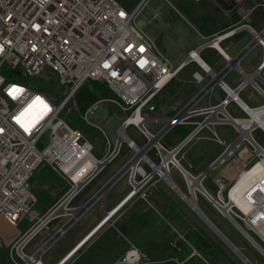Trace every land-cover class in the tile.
Listing matches in <instances>:
<instances>
[{
  "label": "built area",
  "instance_id": "1",
  "mask_svg": "<svg viewBox=\"0 0 264 264\" xmlns=\"http://www.w3.org/2000/svg\"><path fill=\"white\" fill-rule=\"evenodd\" d=\"M227 1L232 3L238 21L211 36H202L204 41L192 50L194 52L188 53L187 61L195 62L201 69V72L193 73V79L200 88L173 117L162 119L148 117L155 110L153 100L186 63L173 67L137 24V18L149 0H140L132 8H126L118 0H0V216L11 225L24 219L30 222L27 230L8 246L7 257L11 264H43V253L65 232L60 229L66 221L44 236L47 224L53 219L71 215L76 216L74 223L82 214H73L74 210H88L92 203L73 206L72 201L117 156L121 142L133 151L122 174L128 173L130 189L121 202L136 194L146 200L143 187L151 182L163 180L169 186V181L163 177L166 169L169 179H172L170 168H177L182 176L181 169L190 175L176 155L188 143L199 139V133L205 128L210 132L208 138L221 147L208 165L210 171H221L232 160L240 163L242 170L264 160V148L253 137L256 128L264 132V24L257 29L249 23L257 10H264V0ZM240 32H247L249 41L230 56L220 43ZM254 47L258 48L261 58L243 70L240 61ZM205 49L215 50L220 57L223 66L219 71L200 62L198 54ZM46 69L49 70L48 75L41 82L49 87L39 89L40 80L34 78L45 73ZM232 70L240 74L235 88L223 80V76ZM87 81L103 82L113 97L97 99L81 114L74 96ZM214 86L225 95L224 99L212 93ZM13 87L22 89L15 97L9 95V89ZM247 88L250 89V105L238 96L240 90ZM206 97L208 102L204 104ZM36 98L47 105V110L42 104L34 103ZM230 100L244 113L243 117L229 113ZM101 102L128 112L116 129L115 142H111L101 126L88 119ZM31 110L34 116L23 120L25 115H31ZM21 113L25 115L18 123L16 118ZM161 121L164 124L158 132L148 129L147 123ZM175 123L193 127L185 138L168 148L160 139ZM81 126L88 131L87 134L82 132ZM128 126L139 132L145 145L138 146L126 134ZM216 126H230L237 135L227 142L216 132ZM47 131V145L39 151L36 144ZM91 132L101 141L99 155L93 152L95 147L89 139ZM151 148L158 157L157 162L147 154ZM243 150L247 152L245 158L240 156ZM168 154H172L173 162L167 163L168 168L164 169L163 161ZM134 156L138 158L134 160ZM141 161L147 163L151 170L142 167ZM133 163L136 165L134 170ZM41 165L48 166L67 185L60 200L43 214L34 209L36 198L30 183ZM153 166L159 169L158 172ZM127 169L128 172L125 171ZM205 178L206 175L201 176V181ZM214 182L217 190L212 199L223 206L226 201L222 192L226 183L221 177H215ZM247 197L252 206L246 212L233 206L230 213L256 236L260 242L259 252L264 256V198L258 200L251 194ZM57 232L59 236L55 240L53 235ZM37 235H41V239L25 251ZM70 252L57 264L64 262ZM146 261L147 256L129 243L123 255L112 264H142Z\"/></svg>",
  "mask_w": 264,
  "mask_h": 264
},
{
  "label": "rangeland",
  "instance_id": "2",
  "mask_svg": "<svg viewBox=\"0 0 264 264\" xmlns=\"http://www.w3.org/2000/svg\"><path fill=\"white\" fill-rule=\"evenodd\" d=\"M121 2L126 8H132L136 4L139 3L140 0H118ZM217 0H200V1H193V0H149L148 4L143 8L141 15L137 18V24L140 28L145 31L151 39L154 41L156 47L161 51L170 61L171 65L174 67L180 61L186 60L188 50L190 48L195 49L197 45L202 43L204 39L196 32L203 35L211 36L215 30L223 29L229 23L231 19L224 17L222 14H217L213 8V3ZM223 2H228L227 0H218ZM231 14H234L233 18H238L237 13L234 12L233 6L231 3L227 4ZM256 19V20H255ZM250 25L254 28H259L261 25L264 24V10L259 9L257 10L249 21ZM249 34L247 32H240L236 35L232 36L231 38L225 40L224 42L220 43V47L225 50L230 56L235 55L242 47H244L247 42L249 41ZM230 44L231 46H227ZM258 54V48L254 47L250 50L245 56L241 59L240 65L243 70H246L250 63H256ZM199 57L206 62L211 68L215 71H219L221 66H223V62L221 61L220 57L216 54L215 50L213 49H205L200 52ZM48 69L45 70V73L42 75L35 77L34 79L40 80L39 84L41 88L47 89L44 83L41 81H45L46 75H48ZM193 72H201L200 69L191 61L185 66L184 70H182L177 77L172 79L166 87L154 98L153 103L156 106V110L150 112L148 117H158V118H167L173 117L177 111L181 108L182 98H184L188 93L195 94L198 92L200 86H198L195 81L192 79ZM7 76V75H6ZM240 74L236 71L232 70L226 73L223 76V80L229 84L232 88H235L239 83ZM9 79V78H7ZM182 79L184 81H182ZM208 77H206L205 84L207 83ZM203 83V84H204ZM179 90V91H178ZM192 91V92H190ZM250 91L249 88L245 90H240L238 92V96L247 104H251L248 98V92ZM177 92L181 94L179 100L174 99V93ZM212 93H217L221 99L225 98L219 88L214 86ZM75 102L77 105V110L79 113L83 114L87 107L95 102L97 99L100 98H109L113 97V93L103 84V82L97 81H87L81 88H79L75 93ZM207 97L205 98V100ZM190 100V98L188 99ZM181 104H180V103ZM186 103V102H185ZM228 111L232 116L235 117H243L244 113L240 112L232 100L228 102ZM183 105V104H182ZM201 105V103H200ZM128 115V112H124L109 103L101 102L97 105L94 113L88 116V119L101 126L105 133L110 138L111 142H115L117 140L116 129L120 126L123 119ZM199 119V118H194ZM164 122L161 121L157 124L154 123H147L148 129L153 132H158L163 127ZM72 125V124H71ZM193 126L191 125H184V124H173L167 132L163 135L160 139L161 143L166 147H172L176 145L181 139L185 137V135L192 129ZM216 132L224 138L227 142L233 140L237 133L231 128L230 126H216ZM209 134L208 130L205 128L199 133L202 134ZM126 134L136 142L138 146L145 145L144 139L141 137L139 132L133 127L128 126L126 128ZM253 137L255 140L262 145L264 148V132L259 128H256L253 132ZM48 131L45 132L42 137L40 138L39 142L36 144V148L39 151H42L44 147L47 145L48 142ZM89 139L92 141L95 149L93 150L94 154H98L100 152L101 141L99 138L92 136V132L89 134ZM192 142V141H191ZM190 142V143H191ZM200 147L204 148H217L218 151H221V147L214 144L211 141H201L195 149L192 151L189 150L186 152V148L182 149L176 155V158L179 159L181 165L184 169L193 173V169L188 166V163L192 161L194 157H196L200 151ZM188 150V149H187ZM154 149L151 148L148 150V156L154 161H158V157L154 154ZM183 153V155H182ZM243 153V154H242ZM193 155V156H192ZM247 152L245 150L241 151L240 156L245 157ZM133 156V151L127 147L124 142H121L119 152L117 156L107 163L99 172L98 176L95 177L85 189L72 201L74 206L75 203H78L83 198L87 200L89 194V188L92 189L97 187L100 183L105 181L110 174H114L117 172L121 164L126 162ZM192 156V157H190ZM254 159L250 162L252 163ZM46 166V165H41ZM41 166L38 167L41 168ZM141 166L146 170H151L147 167V163L141 161ZM225 168L232 169L241 168V164L232 160L228 162ZM235 168V169H236ZM37 171V170H36ZM126 171V170H125ZM170 175L173 181L177 184V186L183 191L186 196H188V188L185 182V178L180 174L177 168H170L169 170ZM216 172V171H213ZM35 174V173H34ZM212 174V173H210ZM216 174V173H214ZM193 175V174H192ZM58 176V175H57ZM195 176V175H193ZM34 177V175H33ZM33 177L30 179L31 187L32 182L38 186L37 180ZM138 178L140 176H137ZM209 177V176H208ZM210 178V177H209ZM61 178L58 176L57 180ZM35 180V181H34ZM235 180V179H234ZM207 179L202 181V185L205 184ZM60 182V181H59ZM155 184H147L145 187L146 194L152 187V192L147 195L150 197H155L158 194L162 196L164 200L169 202L170 208H164L160 203L158 204V198L155 200L153 197V201L156 204H148L147 211L145 213L140 212V210H135V204H138L137 200L134 203L131 202V206L127 204L118 212L119 219L117 220L114 226H108L109 224H105L95 235L94 242L88 247L89 243L86 247H83L82 250L84 254L79 256H73L70 260H68L65 264H110L120 253H123L125 248H128L129 243L137 244L141 251L147 256V261L143 264H178L181 263V260L177 258L180 253L186 247L191 246L193 244L190 242L191 234L199 236L194 229L188 225V223L198 222L199 229H204L203 224H205L191 209L190 207L178 196L175 194L173 189H171L163 180L155 181ZM234 182V181H233ZM233 182L226 184V189L222 192L223 196L226 199V191L228 187H230ZM61 183L64 185L65 183L61 180ZM159 183V184H158ZM128 184V173H125L123 177H120L118 182L114 187L115 194L122 196L127 191H129L130 186ZM61 186V192L58 196L49 197L52 199L54 204L60 200L61 196L67 190L65 185ZM150 185V186H149ZM67 186V185H66ZM89 186V187H88ZM156 186V187H155ZM65 187V188H64ZM204 187V186H203ZM32 189V188H31ZM45 192L49 190L44 189ZM154 190H156V193ZM101 193V192H100ZM128 193V192H127ZM137 195V194H136ZM135 195V196H136ZM196 200L198 206L209 216L211 214L218 219V222L221 225V230L226 234L230 241H232L237 247L240 248L242 254L247 257L252 263L254 264H264V256L244 237L237 228L230 222L229 220L225 219L220 211L215 208L211 202L207 198H205L199 192H196ZM106 196V195H105ZM105 196H99L98 203L105 198ZM150 197H148L150 199ZM79 198V200H78ZM140 198V197H139ZM78 200V201H77ZM139 200H143L140 198ZM151 200V199H150ZM104 201V199H103ZM102 201V203H103ZM41 203V202H40ZM51 203V201H49ZM100 203V206H102ZM47 205V204H45ZM76 205V204H75ZM79 206V205H78ZM118 206V205H117ZM117 206L114 208L113 211H116ZM122 206V205H121ZM120 206V207H121ZM119 207V208H120ZM35 208L36 205H35ZM97 208V205L94 209ZM118 208V209H119ZM41 209L37 211L41 214ZM87 210H81V215L76 219L74 223L65 230V232L60 235L58 240L54 242L44 253L42 256L43 264L46 263V259L52 257L53 260L50 264H56L58 259L56 254L60 251V248H63L69 238H72V232L74 229L76 231L86 229V231H91L94 228L100 226V224L96 227L92 226H85L80 224L82 220H79L83 214L86 213ZM141 213L138 215L137 213ZM163 215V216H162ZM181 215V216H180ZM231 215V213H230ZM186 219L187 226L184 222H181L180 218ZM70 218L69 216H64L63 218H56L51 220L50 223L47 224V233H52L55 231L56 226L63 224L65 221ZM99 218V215H98ZM180 221H176V219ZM27 226L30 225L26 219H24ZM101 221V218L100 220ZM99 223V222H98ZM112 223V222H111ZM112 225V224H111ZM94 227V228H93ZM189 227V228H188ZM206 228V227H205ZM237 230H235V229ZM70 230V231H69ZM208 233L212 231L206 229ZM84 231V230H83ZM88 232V234L91 233ZM87 234V235H88ZM214 234V233H211ZM86 235V236H87ZM85 236V237H86ZM183 240L181 239V237ZM84 237V238H85ZM41 239V235H37L33 238L25 251H28L34 244H36ZM203 240L202 238H200ZM258 240V239H257ZM180 244H183L180 247ZM220 244V243H218ZM224 246L225 253L220 250L219 247L208 245L205 241H202V245L211 249V246L214 247L215 252L218 256H222L224 254L225 263H217L216 258L212 257L209 259V264H243L238 257H236L235 253L227 246L221 243ZM134 245V244H133ZM184 245L186 247H184ZM191 247H189L191 249ZM194 248V247H193ZM79 251V252H80ZM78 252V253H79ZM81 252V253H82ZM192 254L199 255L195 249H191ZM221 252L223 254H221ZM8 248L4 249V254H6V258L9 263L11 264L10 260L7 257ZM77 253V254H78ZM64 255V254H63ZM191 254L187 255L184 259L186 260L187 257H190ZM224 257L222 260H224ZM56 258L58 260H56ZM3 259H0V264L3 263Z\"/></svg>",
  "mask_w": 264,
  "mask_h": 264
},
{
  "label": "crops",
  "instance_id": "3",
  "mask_svg": "<svg viewBox=\"0 0 264 264\" xmlns=\"http://www.w3.org/2000/svg\"><path fill=\"white\" fill-rule=\"evenodd\" d=\"M213 3V8H214V10H215V12H217V14H222L224 17H227L228 19H231L230 21H229V23L226 25V27H224L223 29H218V30H215V31H213L212 33H210V35L211 34H213V33H215V32H218V31H222V30H225V29H227V28H229L230 26H232L234 23H236L237 21H238V19H239V17H238V15L236 16V17H238V18H233L232 16L234 15V14H231V12L233 13V11H230L231 9L229 8V6L227 5L228 3L227 2H223V1H216V2H212ZM229 3H231V2H229ZM232 4V3H231ZM196 32L202 37V36H208L207 34L206 35H203V34H201V33H199V31H197L196 30ZM201 44V43H200ZM198 46V45H197ZM192 50H194L193 48H190L189 50H188V53L190 52V51H192ZM202 52V51H201ZM200 54V53H199ZM199 54H198V56H199ZM188 54H187V58H186V60H182V61H180L176 66H174V67H177V66H180V65H182L183 63H186V64H184L180 69H179V71H178V73L176 74V76L175 77H177V75L182 71V70H184V68H185V66H187L188 65V63H190L191 61H187L188 60ZM200 58V57H199ZM257 58H258V54H257ZM201 59V58H200ZM202 60V59H201ZM257 60V59H256ZM188 62V63H187ZM193 62V61H192ZM202 62H204L203 60H202ZM194 64H195V62H193ZM206 65H208L206 62H204ZM196 65V64H195ZM197 66V65H196ZM209 67H211L210 65H208ZM198 68H199V66H197ZM200 69V68H199ZM201 70V69H200ZM194 73V72H193ZM193 73H192V79H193ZM174 77V78H175ZM173 78V79H174ZM182 81H184L183 79H182ZM193 81H194V79H193ZM166 87V86H165ZM179 91V90H178ZM190 92H192V91H190ZM194 94H191V93H188L184 98H182L180 101H182L181 103L182 104H184L185 102H187L188 101V99L189 98H191L192 96H193ZM180 96H181V94H178L177 92H175L174 93V99L175 100H179L180 99ZM207 102H208V100H205L204 101V104H207ZM180 103V102H179ZM180 103V104H181ZM181 104V105H182ZM155 106V105H154ZM155 110H156V106H155ZM154 110V111H155ZM167 118H169V117H167ZM88 132V131H87ZM87 132H86V134H87ZM209 132V131H208ZM89 134V133H88ZM188 134V133H187ZM186 134V135H187ZM185 135V136H186ZM92 136H94V135H92ZM208 137H210V132H209V134L207 133V134H202V135H200V138L199 139H196V140H194V141H192L191 143H188L185 147H187L186 148V152H188L189 150H193V149H195V146H197L198 144H199V142H201V141H204V140H206V141H211V142H213L211 139H209ZM214 144H215V142H213ZM100 145V144H99ZM185 147L183 148V149H185ZM188 149V150H187ZM220 152V150L218 151V149L217 148H211V147H209V148H202V147H200V151H199V153H198V155L196 156V157H194L193 159H192V161L190 162V163H188V166L191 168V169H193V173L191 172V174H193V175H198L199 173H201V172H203L204 170H206L207 169V167H208V165L210 164V162H211V160L218 154ZM100 154V152H98V154L97 155H99ZM243 154V153H242ZM182 155H183V153H182ZM193 156V155H192ZM192 156H190V157H192ZM242 158H245V157H242ZM128 162V160L126 161V162H123L122 164H121V167H120V169L117 171V172H119L120 170H121V168L126 164ZM236 168V167H235ZM234 167L232 168V169H228V168H225L224 166L222 167V169H221V171L220 170H212V171H210V172H208L207 174H206V178L205 179H207V181H205V182H207L206 184V188L210 191V192H214V193H216V190H217V187H216V185H215V182H214V178L215 177H221L222 179H223V181L227 184V183H231V182H235L237 179H238V177H239V175L241 174V171H242V169L240 168H236L235 169ZM144 169V168H143ZM213 171H216V172H213ZM117 172H115L114 174H110L109 176H108V178L105 180V181H103L102 183H100L97 187H95V188H89V191H87V194H89L88 195V197H87V200L89 199V198H91L98 190H99V188H101V186H103L110 178H112V176L113 175H115ZM210 173H212V174H210ZM214 173H216V174H214ZM99 174V173H98ZM98 176V175H97ZM96 176V177H97ZM210 178H209V177ZM36 177V178H35ZM120 177H123V175L122 176H120ZM119 177V178H120ZM36 179L37 180V184H38V186L37 185H35L34 184V182H32V189H31V191H32V193L34 194V196H35V198H36V202H35V205H36V207L37 208H35V209H37L38 211L40 210V208H42L41 209V212L42 211H44V212H46V210L49 208V207H51L52 205H53V202H52V199L49 197L50 195H52V197H56V196H58L59 195V193L61 192L60 190H61V186L63 185L62 183H61V180L62 179H60V180H57V178H58V176H57V174L55 173V172H53L52 170H50L49 169V167L48 166H41V168H39V169H37V171H35V174H34V177H33V179ZM119 178L109 187V188H107V190L104 192V196H105V198H103L104 199V201H103V203H102V200L100 201V203H102V206H100V203H98V199L97 200H95L91 205H90V207L88 208V210L86 211V213L85 214H83L82 216H81V218L79 219V220H82L81 222H80V224H82V225H85L86 227L87 226H92V225H94V226H96L97 224H98V222H100L99 220H100V218H102L103 217V215L105 214V213H108L109 211H111L112 209H114L123 199H124V197L126 196V194H127V192L125 193V194H123L122 196H119L118 194H115V191H114V187H115V185H116V183L118 182V180H119ZM235 179V180H234ZM35 181V180H34ZM60 181V182H59ZM202 182V181H201ZM233 182V183H234ZM155 183H157V182H155ZM154 183V184H155ZM151 184H152V182H151ZM150 184V185H151ZM159 184V183H158ZM169 184L171 185L172 183L171 182H169ZM65 185V187H66V189H67V186H66V184H64ZM63 185V186H64ZM128 185V184H127ZM149 185V186H150ZM64 187V188H65ZM89 187V186H88ZM156 187V186H155ZM44 189H47V190H49V192L48 191H46L45 192V190ZM143 190H145V188H143ZM206 190V189H205ZM155 192H156V190H154ZM150 192H152V187H151V191L149 190L148 192H147V195L148 194H150ZM206 192L211 196V197H214V196H212L207 190H206ZM157 193V192H156ZM81 194V193H80ZM158 194V193H157ZM176 194V193H175ZM195 194H196V192H195ZM177 195V194H176ZM80 196V195H79ZM140 196H139V194H137L136 196L134 195L133 197H131V198H129L116 212H115V214L108 220V222H106L105 224L107 225V224H109L108 226H114L115 224H116V222H117V220L119 219V217L118 216H120V215H118V212L124 207V205H128V206H131V202L132 203H134L135 202V200H137V202H138V204H135V205H137L136 206V208H135V210H140V212H143V213H145L146 211H147V206H148V203H147V201L150 203V204H156L154 201H153V198L156 200L157 198H158V204L160 203L162 206H164V208L166 209V208H170V204H169V202H167L166 200H164L163 198H162V196H160L159 194L157 195V196H155V197H150V196H148V197H150V199L146 196V200H139L140 198H139ZM78 200H79V198H78ZM77 200V201H78ZM86 199H82L81 201H79L78 203H75L74 204V206H78V205H81V204H83L85 201H87ZM49 201H51V203H49ZM41 202V203H40ZM54 203H55V201H54ZM186 203V202H185ZM196 203H197V200H196ZM45 204H47V205H45ZM212 204V203H211ZM35 205H34V207H35ZM97 205V208H95L94 209V207ZM198 205V204H197ZM190 207V206H189ZM200 207V206H199ZM190 209H191V207H190ZM192 210V209H191ZM202 210V209H201ZM193 211V210H192ZM203 211V210H202ZM43 212V213H44ZM194 212V211H193ZM195 213V212H194ZM203 213L205 214V216L216 226V225H218L220 228H221V225H220V223L218 222V219L215 217V216H213V214H211V217H209L204 211H203ZM221 213V212H220ZM138 215H140L141 213H139V211H138V213H137ZM196 214V213H195ZM98 215H99V218H98ZM197 215V214H196ZM221 215L225 218V219H227L222 213H221ZM163 216V215H162ZM181 216V215H180ZM198 216V215H197ZM199 217V216H198ZM200 218V217H199ZM174 219H176V221L178 222V221H180L181 220V222H184L185 223V225L187 226V220L186 219H182V217L180 218V220H178V218H174ZM201 219V218H200ZM202 220V219H201ZM228 220V219H227ZM203 221V220H202ZM112 222V223H111ZM204 222V221H203ZM205 223V222H204ZM105 224H103L97 231H95V233L93 234V236L84 244V245H82V247H80V248H78L76 251H75V253H73V255L68 259V260H70L73 256H76L77 258L79 257V256H81V255H83L84 254V251L82 252V251H80V250H82V248L83 247H86L90 242V244L88 245V247L94 242V240H95V235H96V233L105 225ZM112 224V225H111ZM188 225L189 226H191L193 229H194V231L199 235V238H202L204 241H205V243L206 244H210V245H212V246H216V247H219V245H221V247H219L220 248V250H222V252L223 253H225V251H224V246L221 244V243H223L224 245H226L220 238H219V236L205 223V224H203L204 226H202V227H204V229L202 228V230L201 229H199L198 227H199V225H198V222L196 221V222H193V224L192 223H188ZM241 225L243 226V223H241ZM206 227V228H205ZM217 227V226H216ZM27 228H28V226L26 225V223H25V221L24 220H21V221H19L16 225H11V224H9V223H7L6 221H4L3 220V218L0 216V247H2V248H8V246L9 245H11L12 244V242L16 239V238H18L21 234H23L26 230H27ZM94 228V227H93ZM189 228V227H188ZM206 229H209V231L211 230L212 232L211 233H214V234H211V233H208L207 232V230ZM235 229V228H234ZM84 230V231H83ZM83 230H79V231H76V229H74L73 230V232H72V238H69L68 240L69 241H67L66 242V244H65V246L63 247V248H60V251H58V253L56 254V257L59 259V260H61L63 257H64V255H66L67 254V252H69L71 249H73L74 248V246L79 242V241H81L87 234H88V232L91 230H88V231H86V229H83ZM236 230V229H235ZM70 231V230H69ZM237 231V230H236ZM228 238V237H227ZM229 239V238H228ZM58 240V239H57ZM56 240V241H57ZM55 241V242H56ZM230 242H232V241H230ZM218 243H220V244H218ZM137 248H139V246L137 245V244H135V243H133ZM232 244H234L233 242H232ZM182 245L183 244H180V247H182ZM185 246V245H184ZM211 246V249L213 250V249H215L214 247H212ZM234 246H236L235 244H234ZM189 247H191V246H189ZM194 247V246H193ZM193 247H191V249H195V248H193ZM237 247V246H236ZM238 248V250H240V248L239 247H237ZM140 249V248H139ZM125 250H126V248H125ZM125 250L123 251V253L125 252ZM141 250V249H140ZM196 250V249H195ZM80 251V252H79ZM197 251V250H196ZM79 252V253H78ZM82 252V253H81ZM221 252V254H223ZM78 253V254H77ZM123 253H120V255L119 256H117L116 257V259H114L110 264H112L115 260H117L120 256H122L123 255ZM198 253V252H197ZM64 254V255H63ZM191 255L190 256H192L193 254H192V252L190 253ZM199 254V253H198ZM236 254V253H235ZM178 256V255H177ZM201 259H203L205 262H206V264H209L210 263V261H209V259L210 258H207V260L206 259H204L200 254L198 255ZM236 257H238L237 256V254L235 255ZM223 257H224V254H223ZM223 257L222 256H220L219 257V259H216V262L217 263H222V262H224L225 263V257H224V260H222L223 259ZM56 258V260H58ZM178 258V257H177ZM187 258H189V256L187 257ZM247 258V257H246ZM237 259H239V261H241V263H243V264H245L239 257L237 258ZM248 259V258H247ZM53 260V258L52 257H49V258H47L46 259V263L47 264H50V262ZM58 260V261H59ZM67 260V261H68ZM249 260V259H248ZM66 261V262H67ZM184 260H182L181 262H183ZM250 261V260H249ZM43 262V261H42ZM55 262V261H54ZM53 262V263H54ZM65 262V263H66ZM251 262V261H250ZM44 263V262H43ZM52 263V264H53ZM64 263V264H65ZM252 263V262H251ZM181 264V263H180ZM252 264H254V263H252Z\"/></svg>",
  "mask_w": 264,
  "mask_h": 264
},
{
  "label": "bare ground",
  "instance_id": "4",
  "mask_svg": "<svg viewBox=\"0 0 264 264\" xmlns=\"http://www.w3.org/2000/svg\"><path fill=\"white\" fill-rule=\"evenodd\" d=\"M252 50V49H251ZM250 51V50H249ZM248 51V52H249ZM191 52H194V51H191ZM247 52V53H248ZM194 54V53H193ZM261 58V54L260 52H258V58L256 60V63L259 62ZM198 61V60H197ZM255 63V64H256ZM39 88V87H38ZM41 89V87L39 88ZM30 109V107H29ZM32 113L31 115H25L26 118H23V120H27V119H30V117H33L34 116V112L33 110H31ZM185 138V137H184ZM140 156H142V154L140 153ZM143 159L145 161H148L146 157L142 156ZM149 162V161H148ZM173 162V156L172 154H168L165 156V160L163 161V165H164V169L168 168L167 167V163L168 165H170V163ZM89 164L87 163V166ZM136 167L135 163L132 164V169L134 170ZM154 168V171L155 172H158V168L156 166H153ZM79 172H82V170L80 169ZM126 172H128V169L126 170ZM181 172L183 174V177L185 178V182H186V185H187V188L191 194V196L189 197H185V196H182L180 195L181 197H183V201L186 202V204L188 206L191 207V209L193 211H195V213H197L198 215H202L204 214L203 211L201 210V208L197 205L196 201L194 200V196H195V192H199L200 193V187L198 185V180L187 175L185 173V171L183 169H181ZM193 176V175H192ZM163 177L166 181H169L173 184V181L172 179H169V176H168V173L166 172V170H164L163 172ZM256 181H258L257 184ZM63 182L65 183V181L63 180ZM66 184V183H65ZM171 184V186H172ZM170 186V185H169ZM108 187L104 188L101 193H99V196H104V192L107 190ZM175 190V188H173ZM229 191V198L231 199V203L234 204L236 207H238L240 210L246 212L251 205L249 199H248V195L251 194V196L255 199H258V200H262L264 198V160L263 161H258V162H255L254 164H252V166H250L249 168L245 169V170H242L241 171V174L239 175L238 179L227 189V192ZM185 194V193H184ZM186 195V194H185ZM205 196V198H207L208 200H212V201H209L212 203V205L214 206L213 202H214V199H212V197L206 192V194H203ZM103 201V200H102ZM126 202V201H125ZM124 202V203H125ZM121 203V202H120ZM119 203V204H120ZM123 203V204H124ZM118 204V205H119ZM122 204V203H121ZM122 204V205H123ZM120 206V205H119ZM215 207V206H214ZM216 208V207H215ZM35 209V207H34ZM36 210V209H35ZM62 210V208H61ZM60 210V211H61ZM114 209H112L111 211H109L108 213H105L103 215V217L101 218V225L99 227H97L96 229L93 230V233L90 234V236L78 247H82V245H84L92 236L93 234L95 233V231H97L103 224H105L106 222H108V220L115 214V212L118 210V208L116 209V211L114 212L113 211ZM37 211V210H36ZM81 211V209H76L73 211V214L75 213H79ZM231 211V210H230ZM229 211V212H230ZM38 212V211H37ZM39 213V212H38ZM45 213V212H44ZM223 213L225 214V210H223ZM40 214V213H39ZM43 214V213H41ZM205 215V214H204ZM263 215V214H262ZM261 215V216H262ZM226 217V215H224ZM230 222L231 219L226 217ZM240 221L241 223H243L241 220H235L232 224L237 228V230L244 236L247 238V240L258 250L260 251V248L258 247V245L260 244V242L258 240H256V236L249 230H247V228L245 227V225L243 224V226L238 222ZM67 222H69L70 224L73 222V219L68 218ZM242 227V229L244 230L245 233H243L242 231H240V228L239 227ZM91 231V230H90ZM89 231V232H90ZM254 237H252V235ZM80 242V241H79ZM135 246V245H134ZM136 247V246H135ZM77 248V249H78ZM76 249V250H77ZM72 250V249H71ZM70 250V251H71ZM75 250V251H76ZM69 251V252H70ZM75 251L73 253H75ZM262 251V250H261ZM67 252V253H69ZM73 253L62 263L60 264H64L72 255ZM58 263V262H57ZM56 263V264H57ZM145 263V262H143ZM142 263V264H143ZM42 264V263H40Z\"/></svg>",
  "mask_w": 264,
  "mask_h": 264
},
{
  "label": "water",
  "instance_id": "5",
  "mask_svg": "<svg viewBox=\"0 0 264 264\" xmlns=\"http://www.w3.org/2000/svg\"><path fill=\"white\" fill-rule=\"evenodd\" d=\"M202 64H204L202 61H200ZM136 158H138V156H134V160H136ZM128 165V164H127ZM127 165L126 166H123L124 168H121V171L120 172H117L115 175H113L112 176V178H110L103 186H101V188H99V190L91 197V198H89L87 201H85L84 202V204H85V206H89L91 203H93L95 200H97L98 198H99V193L104 189V188H106V187H110L122 174H123V172H124V169H126V167H127ZM166 171H168L167 169H166ZM210 171V166H208L207 167V169L206 170H204L203 172H201L200 174H198V175H196V176H192L191 174L189 175L186 171H185V173L187 174V175H189V176H191V177H193V178H195V179H197L198 180V185H199V187H200V194H206V190L204 189V187H203V185L201 184V176H203V175H206L208 172ZM170 175V174H169ZM171 186V185H170ZM171 189H173V188H175V190L173 189V191L181 198V199H183V197H181L180 195H182V196H185L186 197V195L184 194V192L183 191H181V189L177 186V184L175 183V182H173V184H172V186L170 187ZM229 191L228 192H226V199H227V201H226V203H225V205H223V206H219V205H217L215 202H213V204H214V206L223 214V215H226V217H228V218H230L231 219V221L233 222V223H235L234 221H235V219L230 215V208L231 207H233V206H235L234 204H232L231 203V199L229 198ZM189 196H191V194H190V192H189V190H188V196L187 197H189ZM204 196V195H203ZM205 197V196H204ZM194 200L196 201V195L194 196ZM209 201H212V200H210L209 199ZM223 210H225V214L223 213ZM197 214V213H196ZM198 215V214H197ZM218 236H219V238L234 252V253H236L237 254V256L245 263V264H252L243 254H242V252L240 251V250H238V248L236 247V246H234V244H232V242H230V240L204 215V214H202V215H198ZM75 215L74 216H72L71 215V219H75ZM70 225V223L69 222H65L63 225H62V227H61V229H60V231H64V230H66L67 229V227ZM240 228V231H242L243 233H245L244 232V230L242 229V227L240 226L239 227ZM246 234V233H245ZM247 235V234H246ZM58 236H59V234H58V232L57 233H55L54 235H53V239H57L58 238Z\"/></svg>",
  "mask_w": 264,
  "mask_h": 264
},
{
  "label": "trees",
  "instance_id": "6",
  "mask_svg": "<svg viewBox=\"0 0 264 264\" xmlns=\"http://www.w3.org/2000/svg\"><path fill=\"white\" fill-rule=\"evenodd\" d=\"M38 87L40 88L41 86H40V84H39V82H38ZM46 88H48L49 86H45ZM80 129L82 130V132H84V133H86L87 131H86V129L83 127V126H81L80 127ZM203 186H204V188L212 195V196H215V193L214 192H210L207 188H206V186H205V184H203ZM237 220V219H236ZM240 224H241V222L240 221H238ZM217 226V228L226 236V234L220 229V227L218 226V225H216ZM192 236H191V238H190V242L193 244V246H194V248L197 250V252L204 258V259H206L207 260V258H212V257H214V258H216V259H219V257L220 256H218L217 254H216V252H215V250L213 249H209V248H207V247H204L203 245H202V241H204V240H201L200 238H199V236H197V235H193V233L191 234ZM252 235V234H251ZM227 237V236H226ZM252 237H254L253 235H252ZM255 238V237H254ZM256 239V238H255ZM257 240V239H256ZM184 247H186V246H184ZM4 249L5 248H2V247H0V259H3V263H5V264H7V263H9L8 262V260H7V258H6V254H4ZM191 253V249L187 246L186 247V249H184L182 252L180 251V253H179V255H178V258H179V260H184L183 262H181V264H206V262L203 260V259H201L199 256H197V255H195V254H193L192 256H190L189 258H187L186 260L184 259L187 255H189Z\"/></svg>",
  "mask_w": 264,
  "mask_h": 264
},
{
  "label": "snow or ice",
  "instance_id": "7",
  "mask_svg": "<svg viewBox=\"0 0 264 264\" xmlns=\"http://www.w3.org/2000/svg\"><path fill=\"white\" fill-rule=\"evenodd\" d=\"M121 15H123V13H121ZM141 51H143V48L140 49ZM105 67H107V65H105ZM113 75H115V73H113ZM22 91V89L13 87L11 89H9V95L15 97L16 95H18L20 92ZM40 103L44 106V109L47 110V105L44 104V102L42 100H40V98H36V101H34V103ZM31 107V106H30ZM28 109L25 110V112H27ZM25 115V113H21V116L17 117V122L20 123L22 120V117ZM23 126V125H22ZM25 130L27 131L28 129L25 128Z\"/></svg>",
  "mask_w": 264,
  "mask_h": 264
},
{
  "label": "clouds",
  "instance_id": "8",
  "mask_svg": "<svg viewBox=\"0 0 264 264\" xmlns=\"http://www.w3.org/2000/svg\"><path fill=\"white\" fill-rule=\"evenodd\" d=\"M126 201H127V200H126ZM124 202H125V201H123V202H121V203L123 204ZM121 203L119 204L120 206L122 205ZM119 205L117 206V208L120 207ZM117 208H116V209H117ZM101 224H102V223H100V225H101ZM95 229H96V228H95ZM92 233H93V231H92L90 234H92ZM90 234H88L85 238L82 239V241L79 243V245H77V246H76V247L70 252V255H71V254H72V253H73V252H74V251H75V250H76V249H77V248H78V247H79V246H80V245H81V244H82V243H83V242H84L89 236H90ZM70 255H69V256H70ZM69 256H68V257H69Z\"/></svg>",
  "mask_w": 264,
  "mask_h": 264
}]
</instances>
